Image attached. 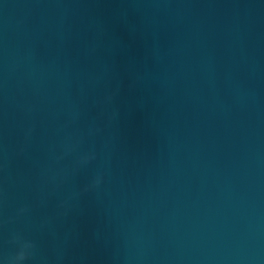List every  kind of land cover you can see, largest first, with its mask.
Returning a JSON list of instances; mask_svg holds the SVG:
<instances>
[{
	"label": "water",
	"instance_id": "obj_1",
	"mask_svg": "<svg viewBox=\"0 0 264 264\" xmlns=\"http://www.w3.org/2000/svg\"><path fill=\"white\" fill-rule=\"evenodd\" d=\"M0 264H264V0H0Z\"/></svg>",
	"mask_w": 264,
	"mask_h": 264
}]
</instances>
